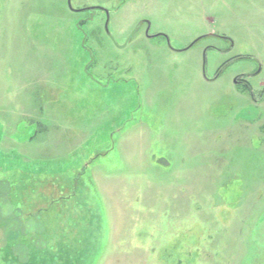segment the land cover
Returning <instances> with one entry per match:
<instances>
[{
	"label": "rangeland",
	"instance_id": "obj_1",
	"mask_svg": "<svg viewBox=\"0 0 264 264\" xmlns=\"http://www.w3.org/2000/svg\"><path fill=\"white\" fill-rule=\"evenodd\" d=\"M72 7L0 0V264H264V0Z\"/></svg>",
	"mask_w": 264,
	"mask_h": 264
},
{
	"label": "flooded vegetation",
	"instance_id": "obj_2",
	"mask_svg": "<svg viewBox=\"0 0 264 264\" xmlns=\"http://www.w3.org/2000/svg\"><path fill=\"white\" fill-rule=\"evenodd\" d=\"M70 9H71V8H70ZM71 10H72V9H71ZM72 11H75V10L73 9ZM82 11H102V12L104 13V15H105L106 20H107V18H108V13H107V11H106L104 8H101V7H84L83 9L79 8L78 12H82ZM75 12H77V11H75ZM220 73H222V72L220 71ZM221 75H222V74H221ZM221 75H220V76H221ZM220 76H219V77H220ZM251 77H252L251 75H245V74H243V75H239V76L236 78L235 83H236L237 85H242V86L248 88L252 100L256 103V102L258 101V99H256V96H255L254 90H253V88L251 87V85L249 84V79H250ZM262 94H263V95H262ZM262 94H261V98H262L261 100H264V91L262 92Z\"/></svg>",
	"mask_w": 264,
	"mask_h": 264
},
{
	"label": "water",
	"instance_id": "obj_3",
	"mask_svg": "<svg viewBox=\"0 0 264 264\" xmlns=\"http://www.w3.org/2000/svg\"><path fill=\"white\" fill-rule=\"evenodd\" d=\"M68 5H69V7L73 10V7H72V0H68ZM108 13V12H107ZM110 16V14L108 13V23H109V17ZM108 25V24H107ZM160 36H162V35H160Z\"/></svg>",
	"mask_w": 264,
	"mask_h": 264
}]
</instances>
